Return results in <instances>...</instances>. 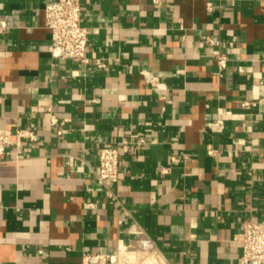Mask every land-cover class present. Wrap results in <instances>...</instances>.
Listing matches in <instances>:
<instances>
[{
	"label": "crops",
	"instance_id": "0c3cea01",
	"mask_svg": "<svg viewBox=\"0 0 264 264\" xmlns=\"http://www.w3.org/2000/svg\"><path fill=\"white\" fill-rule=\"evenodd\" d=\"M48 1L0 0V264H240L264 218V0H81L88 64L53 56ZM124 139L144 143L106 187Z\"/></svg>",
	"mask_w": 264,
	"mask_h": 264
},
{
	"label": "built area",
	"instance_id": "2783aa9c",
	"mask_svg": "<svg viewBox=\"0 0 264 264\" xmlns=\"http://www.w3.org/2000/svg\"><path fill=\"white\" fill-rule=\"evenodd\" d=\"M45 25L50 31L51 50L54 57L71 58L88 64L91 58L87 52L88 29L82 23L81 0H50L45 5ZM207 42L212 46V54L215 56L219 70L227 66L228 58L219 48L220 41L214 37H208ZM102 65V64H98ZM152 85L167 96V91L160 84L157 77L150 76ZM253 104L244 101L242 105L249 107ZM56 120V119H55ZM57 124V122H56ZM59 133L63 132L59 127ZM15 142L17 146L23 139L37 140L33 130H16ZM10 134L0 133V152H5V144L11 142ZM136 143H144V140L136 142L131 139L119 141L114 146L102 147L99 151V164L97 178L106 187L116 183L120 178V155L128 152ZM210 153H215L213 149ZM19 152H15L18 154ZM174 160L178 158L174 157ZM87 207L93 203H87ZM234 240L240 244V264H264V218L258 220L247 219L243 222L242 229L235 234ZM82 264H125V259L119 252L97 251L85 253Z\"/></svg>",
	"mask_w": 264,
	"mask_h": 264
}]
</instances>
